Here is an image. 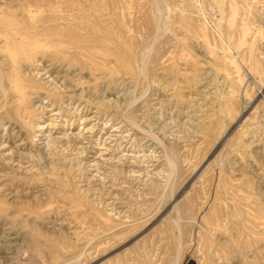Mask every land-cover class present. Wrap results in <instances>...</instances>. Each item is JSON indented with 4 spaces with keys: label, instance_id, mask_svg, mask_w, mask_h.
I'll use <instances>...</instances> for the list:
<instances>
[{
    "label": "rangeland",
    "instance_id": "obj_1",
    "mask_svg": "<svg viewBox=\"0 0 264 264\" xmlns=\"http://www.w3.org/2000/svg\"><path fill=\"white\" fill-rule=\"evenodd\" d=\"M0 18V264H264V0Z\"/></svg>",
    "mask_w": 264,
    "mask_h": 264
},
{
    "label": "bare ground",
    "instance_id": "obj_2",
    "mask_svg": "<svg viewBox=\"0 0 264 264\" xmlns=\"http://www.w3.org/2000/svg\"><path fill=\"white\" fill-rule=\"evenodd\" d=\"M64 2V1H63ZM104 3V2H103ZM75 6L77 7H79V6H82V5H76L75 4ZM83 8H81V7H79L78 8V11H77V22H79V24H80V26H83V27H85L86 29H88V30H91V31H97V30H99V28H98V25H96V24H93V18H92V16L95 18V14L98 16V20H101V8H96V5H94V4H90V3H87V4H85L84 6H82ZM113 7V6H112ZM81 8V9H80ZM109 8V7H108ZM31 10V9H30ZM104 10V9H103ZM103 12V11H102ZM38 13H40L39 11H38ZM105 14V13H104ZM108 14V13H107ZM3 16V15H2ZM34 16V15H33ZM39 16V15H38ZM38 16H36V17H38ZM96 16V17H97ZM19 17V16H18ZM108 17V16H107ZM1 19V18H0ZM5 19V18H4ZM22 19V18H21ZM71 19V18H70ZM69 19V20H70ZM109 19V18H108ZM6 21H7V19H5ZM9 20V19H8ZM11 20V19H10ZM9 20V21H10ZM54 20V19H53ZM111 20V19H110ZM12 21H14V20H12ZM35 22V21H34ZM63 23V22H62ZM23 23L21 22L20 24H19V26L20 27H23ZM5 26V25H4ZM34 27H35V25H34ZM37 27H38V24H37ZM52 27H54V26H52ZM107 27V26H106ZM10 28V27H9ZM16 28V27H15ZM36 28V27H35ZM34 28V29H35ZM16 29H18V27L16 28ZM33 29V30H34ZM51 30H52V28H50ZM49 30V29H48ZM63 30V29H62ZM22 31V30H21ZM101 31V30H100ZM34 32H36V31H34ZM62 33V32H61ZM66 33H67V30H66ZM16 34H18V33H16ZM34 33L33 32H29V33H27L26 34V38H29L28 40H30V38H31V40H32V38H34V39H36V35H33ZM58 34V33H57ZM64 34V33H63ZM69 34V33H68ZM67 34V35H68ZM71 34V33H70ZM69 34V35H70ZM80 34H82V32L80 33ZM47 35V34H46ZM68 35V36H69ZM84 35V34H83ZM18 36H21V34L19 35L18 34ZM63 37V36H62ZM75 37V39H76V37H77V34H72V40H73V38ZM26 38H24V39H26ZM39 38V37H38ZM37 38V39H38ZM22 40H23V37L21 38ZM33 39V40H34ZM42 39V38H41ZM40 39V40H41ZM46 39V38H45ZM52 38H47V41H49V44H51V43H53V47H54V44H55V46H57V44H59V43H61L62 44V42H59L58 40H60V39H55V41L54 40H51ZM51 40V41H50ZM38 41V40H37ZM68 41H70V40H68ZM88 46H95V45H101V39H91L90 37H88V38H86L85 37V39L83 40ZM25 42V41H24ZM32 43L33 41H27V43ZM57 42H59V43H57ZM72 42V41H71ZM26 43V44H27ZM34 44H35V42H33ZM57 43V44H56ZM65 43V42H64ZM75 45H76V43L75 42H73ZM79 43H80V41H79ZM33 44V45H34ZM81 44V43H80ZM79 44V45H80ZM23 45V44H22ZM30 45V44H29ZM32 45V46H33ZM36 45H37V43H36ZM36 45H35V48H36ZM71 45H72V43H71ZM71 45H68V46H71ZM75 45H73V46H75ZM78 45V46H79ZM40 46V45H39ZM44 46V45H43ZM62 46V45H61ZM60 45H59V47H61ZM72 46V47H73ZM77 46V45H76ZM75 46V47H76ZM81 46V45H80ZM38 47V46H37ZM53 47H51L50 46V48H53ZM58 47V46H57ZM72 47H71V49H72ZM86 47V46H85ZM39 48V47H38ZM41 48V47H40ZM64 48H66V47H64ZM74 48V47H73ZM70 49V48H69ZM75 49V48H74ZM73 50V49H72ZM89 51V50H88ZM35 54V53H34Z\"/></svg>",
    "mask_w": 264,
    "mask_h": 264
}]
</instances>
